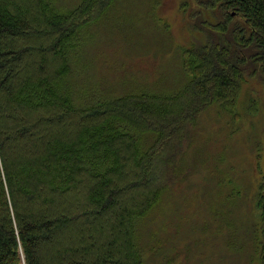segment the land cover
Masks as SVG:
<instances>
[{
  "label": "trees",
  "instance_id": "obj_1",
  "mask_svg": "<svg viewBox=\"0 0 264 264\" xmlns=\"http://www.w3.org/2000/svg\"><path fill=\"white\" fill-rule=\"evenodd\" d=\"M117 1L64 14L0 0V264H145L139 225L182 178L200 115L216 104L237 120L244 82L264 87V0H181L182 89L77 106L65 91L77 38ZM257 205L264 264V173Z\"/></svg>",
  "mask_w": 264,
  "mask_h": 264
},
{
  "label": "rangeland",
  "instance_id": "obj_2",
  "mask_svg": "<svg viewBox=\"0 0 264 264\" xmlns=\"http://www.w3.org/2000/svg\"><path fill=\"white\" fill-rule=\"evenodd\" d=\"M82 0H52L69 13ZM181 0H118L78 38L66 92L84 107L142 90L171 94L189 79L182 50L193 38ZM146 87V88H145ZM258 111L252 113V99ZM239 118L216 104L182 153L181 179L143 219L145 264H261L257 201L264 173V87L243 84ZM220 179V181H219ZM159 248H162L159 252Z\"/></svg>",
  "mask_w": 264,
  "mask_h": 264
}]
</instances>
